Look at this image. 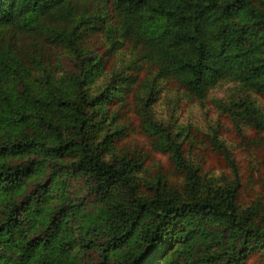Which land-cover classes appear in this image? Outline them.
Returning <instances> with one entry per match:
<instances>
[{
	"label": "trees",
	"instance_id": "16d2710c",
	"mask_svg": "<svg viewBox=\"0 0 264 264\" xmlns=\"http://www.w3.org/2000/svg\"><path fill=\"white\" fill-rule=\"evenodd\" d=\"M99 1L159 77L200 94L234 75L264 99V0ZM91 2L0 0V264H264V198L239 205L236 162L213 136L231 178L202 176L147 101L137 127L180 180L158 170L140 187L148 150L120 143L134 127L119 121L131 79L89 86L100 60L79 40L107 17ZM23 33L69 51L66 87L47 72L39 92L25 85L35 56L15 47Z\"/></svg>",
	"mask_w": 264,
	"mask_h": 264
},
{
	"label": "rangeland",
	"instance_id": "374dc122",
	"mask_svg": "<svg viewBox=\"0 0 264 264\" xmlns=\"http://www.w3.org/2000/svg\"><path fill=\"white\" fill-rule=\"evenodd\" d=\"M91 3L92 9L99 6V12L107 13V17L98 28H94V32L86 31L79 40L81 49L90 51L100 60V64L93 69L94 78L89 86L94 92L112 80L117 81L124 76L131 79L127 82L129 90L122 96L123 115L119 121L134 127L120 143L139 145L148 150L136 173L140 187L158 170L175 185L180 180L165 154L148 149L146 138L137 127V107L147 101V108L154 118L177 133L184 152L197 165L202 176L214 183L231 178L224 155L212 142L213 136L216 142L223 143L236 162L241 182L239 205H251L257 199L263 201L264 143L260 132L254 127L252 115L264 123V99L234 75L206 83L200 94L190 93L172 79L159 77L152 63L134 59L138 53L137 46L130 40L114 35L117 17L109 6L99 0H92ZM14 45L18 50L22 47V51L35 56L33 60H27L29 73L23 77L25 85L32 92L37 93L42 88L44 72L49 73L59 89L66 87L64 75L74 66L65 47L45 44L26 33L16 35ZM116 105L118 103L111 107ZM114 151H118L117 146ZM256 259L257 254L253 253L246 262Z\"/></svg>",
	"mask_w": 264,
	"mask_h": 264
}]
</instances>
